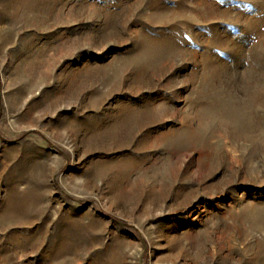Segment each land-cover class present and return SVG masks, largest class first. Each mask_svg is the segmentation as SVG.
<instances>
[{
	"label": "rangeland",
	"instance_id": "1",
	"mask_svg": "<svg viewBox=\"0 0 264 264\" xmlns=\"http://www.w3.org/2000/svg\"><path fill=\"white\" fill-rule=\"evenodd\" d=\"M0 264H264V0H0Z\"/></svg>",
	"mask_w": 264,
	"mask_h": 264
}]
</instances>
